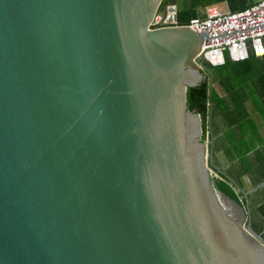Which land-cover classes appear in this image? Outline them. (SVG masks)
I'll list each match as a JSON object with an SVG mask.
<instances>
[{
    "label": "water",
    "instance_id": "95a60500",
    "mask_svg": "<svg viewBox=\"0 0 264 264\" xmlns=\"http://www.w3.org/2000/svg\"><path fill=\"white\" fill-rule=\"evenodd\" d=\"M177 12L0 0V264H264L249 200L214 186L187 97L214 73Z\"/></svg>",
    "mask_w": 264,
    "mask_h": 264
},
{
    "label": "trees",
    "instance_id": "16d2710c",
    "mask_svg": "<svg viewBox=\"0 0 264 264\" xmlns=\"http://www.w3.org/2000/svg\"><path fill=\"white\" fill-rule=\"evenodd\" d=\"M182 1H179L181 3V6H179L178 0H168V4L177 6L178 23L180 25L186 26L191 21L200 19V14H204L205 18V10L200 11L198 0L192 3H189L188 0ZM224 1L212 0L211 3L217 4ZM248 5L251 4H247L246 0H242L241 5L234 6L232 11L237 12ZM165 6L166 4L162 5L160 11L164 12ZM207 66L214 73V84H211V77L208 76L199 85L189 87L187 93L188 107L200 114L203 128L202 140L208 134L212 138L210 132L213 131L215 155L221 150L230 162H234L241 157L246 158L250 151L246 153L239 150L241 148L239 142L245 137V132L242 130L249 123L255 122L253 126H257V122L248 106L250 101L254 103L258 111H261L264 122V57L262 59L252 57L247 62L240 64L228 62L224 67ZM211 116L212 129L210 125ZM213 182L215 188L242 206L246 205L247 199L249 202L252 199V194L248 198H245L241 193L238 194L229 178L222 173H218L216 177L213 176ZM240 197H243V200ZM257 208L260 217L264 218V204ZM251 217H253V214H251ZM256 227L259 228V226ZM256 233L258 234V232ZM259 235L264 239V229Z\"/></svg>",
    "mask_w": 264,
    "mask_h": 264
},
{
    "label": "built area",
    "instance_id": "2783aa9c",
    "mask_svg": "<svg viewBox=\"0 0 264 264\" xmlns=\"http://www.w3.org/2000/svg\"><path fill=\"white\" fill-rule=\"evenodd\" d=\"M163 22V14L159 13L154 29L163 27ZM188 27L204 37L201 64L217 68L228 62L242 63L251 57H264V0H255L237 12L209 7L204 19L193 20Z\"/></svg>",
    "mask_w": 264,
    "mask_h": 264
},
{
    "label": "rangeland",
    "instance_id": "374dc122",
    "mask_svg": "<svg viewBox=\"0 0 264 264\" xmlns=\"http://www.w3.org/2000/svg\"><path fill=\"white\" fill-rule=\"evenodd\" d=\"M179 1L182 0H178V4L181 6ZM211 1L212 0H198L200 11H204L211 7V5L218 4H212ZM188 2L192 3L196 2V0H188ZM221 6L223 9L229 10L227 6ZM199 18L203 19L204 14H200ZM253 105L254 103L251 101L248 103L252 116L259 124H257V126H253L255 122L247 124L242 130L245 132V137L239 142L241 147L239 150L246 153L250 151V153L246 155V158L241 157L234 162H230L225 153L221 150L215 155V164L221 169L220 171L229 178L238 194H240L239 188L248 191L264 182V122ZM202 141L210 146L212 141L210 134L205 136V139ZM213 176H218V173L213 172ZM240 199L243 200V197H240ZM250 202V213L253 214V217H251V227L252 230L258 232L259 235L264 229V218L260 217L257 207L264 204V188L253 193ZM243 206L245 208V205ZM256 226H259L260 229Z\"/></svg>",
    "mask_w": 264,
    "mask_h": 264
},
{
    "label": "crops",
    "instance_id": "0c3cea01",
    "mask_svg": "<svg viewBox=\"0 0 264 264\" xmlns=\"http://www.w3.org/2000/svg\"><path fill=\"white\" fill-rule=\"evenodd\" d=\"M255 0H246V2H247V4H252L253 2H254ZM241 2H242V0H225L224 2H220V3H218L217 5H213V6H218V7H221L222 8V6L221 5H225V6H227V8L229 9V10H227V9H223L224 11H232V10H234V6H237L238 4H240L241 5ZM237 4V5H236ZM248 6H250V5H248ZM248 6L246 7V8H248ZM212 7V6H211ZM246 8H244V9H246ZM208 9V8H207ZM207 9H205V13H207ZM240 10H243V9H239L238 11H240ZM233 12H236V11H233ZM252 58V57H251ZM250 58V59H251ZM255 58H257V57H255ZM249 59V60H250ZM258 59H262V58H258ZM247 62V61H246ZM242 63H244V62H242ZM235 64H240V63H235ZM253 107L257 110V108H256V106L255 105H253ZM257 112H259V116L262 118V116H261V111H258L257 110ZM255 119V118H254ZM256 120V119H255ZM263 120V119H262ZM256 122H257V120H256ZM257 124H259L258 122H257Z\"/></svg>",
    "mask_w": 264,
    "mask_h": 264
},
{
    "label": "flooded vegetation",
    "instance_id": "af4514ba",
    "mask_svg": "<svg viewBox=\"0 0 264 264\" xmlns=\"http://www.w3.org/2000/svg\"><path fill=\"white\" fill-rule=\"evenodd\" d=\"M163 5H164V4H163ZM169 5H171V4H169ZM165 7H166V6H165ZM161 8H162V7H161ZM160 13L163 14V17H164V22H163L162 26H163V27H167V28L172 27L173 24L167 22V19H168V17H169L168 10L165 9L164 12L160 11ZM215 165H216V164H215ZM216 166H217V165H216ZM217 168H218V166H217ZM218 169L221 170L220 168H218ZM214 172H217V171L215 170ZM217 173H219V172H217Z\"/></svg>",
    "mask_w": 264,
    "mask_h": 264
}]
</instances>
